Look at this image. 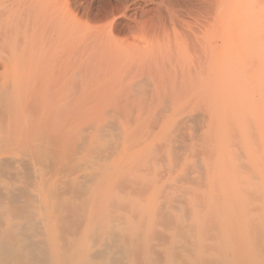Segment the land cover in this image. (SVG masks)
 <instances>
[{
	"label": "bare ground",
	"instance_id": "1",
	"mask_svg": "<svg viewBox=\"0 0 264 264\" xmlns=\"http://www.w3.org/2000/svg\"><path fill=\"white\" fill-rule=\"evenodd\" d=\"M242 112L264 113V0H0V264H264ZM176 142L233 183L183 199L189 166L155 168Z\"/></svg>",
	"mask_w": 264,
	"mask_h": 264
},
{
	"label": "rangeland",
	"instance_id": "2",
	"mask_svg": "<svg viewBox=\"0 0 264 264\" xmlns=\"http://www.w3.org/2000/svg\"><path fill=\"white\" fill-rule=\"evenodd\" d=\"M186 113H187V114H186ZM186 113H185V112L182 113L181 116H179L178 118H180V119L183 118L184 120H185V119H186V120L189 119V120H187V122H188V121L190 122V118H192V117H193V119H195L194 116H192L191 114H190V116H191L190 118H188V117L184 118L185 116H183V115H186V116L188 115V112H186ZM245 113H246V116H245V118H244L243 116H244ZM242 114H243V115H242V117H243V121H245V119L247 120V118H248V120L252 121V124H253L252 126L254 127V128H253V129H254L253 132L255 131V136H256L255 138H256V139H259V143H258V141L256 140V143H254V144L256 145V147H257L258 144H260V145H258V146H259V147H258V148H259L258 153H262L263 150H262L261 146H263L262 144H264V143L261 144V141H262L261 139L263 138V141H264V137H262L263 135H261V133H259V132L262 131V134L264 133V132H263V131H264V130H263V129H264V113H261V114L259 115L260 119H262V121L260 122V124L258 123V121H256L258 115H252V114L250 115L249 112H242ZM249 115H250V116H249ZM259 117H258L257 120H260ZM261 117H262V118H261ZM251 118H252V119H251ZM5 119H6V120L3 119L4 121H6L5 124H4V127H5V129H7V127H8V125H7V122H8V116L5 117ZM183 119L181 120L182 122L180 121V122L182 123V125L180 124V126H181V127H185V128L187 127V128H188V126H186V121H184ZM197 120H198L197 122L194 120L195 122L193 121V123H195V124L197 123L196 125H195V124H194V125L197 126V127H199V126H198V122L201 124V121H199V119H197ZM246 122H248V121H245L244 123H246ZM183 123H184V124H183ZM191 123H192V122H190L189 124H191ZM257 123H258V125H257ZM200 124H199V125H200ZM250 124H251V123H250ZM183 125H184V126H183ZM192 125H193V124H191V126H192ZM244 125H245V124H244ZM244 125H243L242 127L245 128L246 125H245V126H244ZM256 125H257V128H256ZM262 125H263V127H262ZM191 126H190V128H191ZM252 126H251V127H252ZM258 126H260V127H258ZM247 127H248V126H247ZM261 127H262V128H261ZM187 128L184 129V130H189V129H187ZM244 128H243V132H242V133H243V138H244V144H246V147H245V145H244V149H245V152H247L246 154H249V153L251 152V150H252V149L255 150L256 147H255L254 144H252V145L250 146L249 143H248V142H250V141H248V142L246 141V139H248L249 137L247 138V136H246V133H247V130H246V129H247V128H245V129H244ZM248 128H249V127H248ZM258 128H260V129L257 130ZM261 129H262V130H261ZM251 130H252V129H251ZM248 131H249V129H248ZM6 132H7V130H5L4 134H6ZM187 132H189V131H187ZM245 132H246V133H245ZM249 133H251V132L249 131ZM256 133H257V135H256ZM247 134H248V133H247ZM251 134H253V133H251ZM260 135H261V136H260ZM253 136H254V134H253ZM261 137H262V138H261ZM18 138H19V137H16V139H15L13 142H11V145H12V143H13V145H14V144L16 143V141L18 140ZM250 138H251V136H250ZM253 138H254V137H253ZM252 140H254V139H252ZM252 140H251V142H252ZM177 141H178V140H177ZM179 142H180V141H179ZM179 142H178V143L176 142V144H175L174 146H177V144H178V146H179V145L181 144V143H179ZM186 144H187V143H186ZM11 145H10V147H9L10 149H11L12 146H13V145H12V146H11ZM180 146L182 147V144H181ZM180 146L178 147V149L181 150V147H180ZM201 147H202V146H201ZM201 147H199V149H198L199 152H200V153H199V152H198V153H199L200 155L198 154V155H199V161H198L197 165H201V164H202V165H201V166H202V169H201L200 166H198V167H200V168L197 167V169H196V167H195L194 169H193V168H190V164H191L193 161H191V158H188V159L185 158L186 155H189V151H186V148H185L184 145H183V148H182V150H184V152H182V150H181V151H177L178 153H176V152H175V150H177L176 147H175V149H174V151H173V152H174L173 155H174V154H177V155H174V156L176 157V159H177L178 154H182V156H183V157H182L181 155H179L180 157H178V159H180V158L182 159V160L180 159L181 161H180V160H176V159L173 158V162H174V161H175V162L178 161V162H177V166L175 165V167H178L177 169L174 168V166H172V163H173V162L171 163V162H168L167 160H165L166 162L163 161V163L161 162L162 160L160 161V163H159V161H157L156 163H157L158 165H156V163H155V168H157L158 170H160V171H162V170H166V171H162V172H161L162 175H161V177H160V180H162V181H166V180H168L170 177L174 178V177H176V176L182 175V173L184 172L183 169L185 168V166L188 165L190 170H188L187 172L190 173V172L193 171L194 173L192 172V174H190V175H188V174L186 173V175H188V176H186V177L190 178L189 181L192 179L194 182H193L192 180H191L190 182H192V184H193V183H195V181L198 179V177H201V176H199V174L197 173V170H198V169H201V171L203 170L202 172H203L204 174H203L202 177H201L202 179L199 178V179H201V181L204 179V180H203V187L201 188V190H197V189H200V188L198 187V186H200V185L195 184V185H197V186L194 185V186H195V187H194V186H193L188 180H187V181L184 180L185 177H184V179H181V181L178 182V183H179V185H178L179 187H181V186H182L183 188H184V187H185V188L187 187L186 189L189 190V194H188V195H185L183 199H186V198H187V199H189V200H192V198H193V196H194L195 193L204 194V193L206 192L205 194H208V193L210 192V190H211L210 185H211V182H212L213 180L216 182V183L214 182V183H215V187H218V186L221 185L222 183H225V184H227V185H228V184L230 185L231 183H233V180L231 179V176H232V175H229L228 173H224V174L221 173V175H220V177L218 178V180H217V179H216V180L214 179V178L216 177L215 175H217V173H218L217 171L219 170V168H218V167H219V164H218V163H215L214 161H208V158H206V160H205L204 157H206V156H205L204 152H202V151H204L203 148H202V150H200ZM251 147H252V149H251ZM184 148H185V149H184ZM246 149H247V150H246ZM263 149H264V147H263ZM254 150H253V151H254ZM8 151H9V150H8ZM181 152H182V153H181ZM202 153H203L204 156H202ZM174 156H173V157H174ZM185 159H187V162H185ZM175 162H174L173 164H176ZM208 162L211 164V167H209V168H210V171H208V167H207V171H206V166H207V165H208V166L210 165ZM178 163H179V164H178ZM181 163H182V164H181ZM149 164H150V166L152 167V164H151V163H149ZM192 164H193V163H192ZM213 164H214V165H213ZM197 165H196V166H197ZM150 166H148V167L151 168ZM158 166H159V167H158ZM162 166H163V167H162ZM170 166L173 167V169H172V171H171V172H173V173H169V172L167 171V170H168V167H170ZM215 168H216V171H215ZM174 170H175V171H174ZM195 171H196V173H195ZM214 171H215V172H214ZM164 172H165V173H164ZM198 172H199V173H202V172H200V171H198ZM214 173H215V174H214ZM163 174H165L164 177H162ZM257 174H258V175H257ZM257 174H255V175L253 174L252 177H254V178H251V177L249 178V177H247V178L249 179V181H248L247 178L243 179L242 182H243V184H245V186L243 185V187L245 188V190L250 191L252 188H248V187H250V183H251V185H253V186L256 188V189H253V190H256V191L259 192V193H264V190H263V188H264V177H263L264 175H263V174H264V173L262 174V172H257ZM148 175H149V174H148ZM200 175H201V174H200ZM262 175H263V176H262ZM143 176H144V175H143ZM144 177H145L146 179L149 178V176H147V175L144 176ZM144 177H143V178H144ZM194 177L196 178V180L193 179ZM255 177H257V178L255 179ZM220 179H221V180H220ZM258 179H259V180H258ZM183 180H184V182H183ZM222 180H223L224 182L221 183ZM261 181H262V182H261ZM185 182H186V184H185ZM187 182H188L189 185L187 184ZM217 182H218V183H217ZM178 183H177V184H178ZM182 183H184V185H182ZM196 183H199V184H200V181H197ZM180 184H181V185H180ZM190 184H191V185H190ZM201 185H202V183H201ZM204 186H205V187H204ZM258 186H259V187H258ZM182 187H181V188H182ZM196 187H198V188H196ZM181 188H179L180 191H179V190H176V192H177L176 197L179 196V199H181V198L183 197L182 195H184L183 193L181 194ZM183 188H182V189H183ZM185 188H184V189H185ZM168 189H169V190H168ZM168 189H165L164 194H171V193H172V190H171L172 188H168ZM177 189H178V188H177ZM151 191H152V189L150 190V192H151ZM169 191H170V192H169ZM178 191H179V193H178ZM183 191H184V190H182V192H183ZM195 191H196V192H195ZM203 191H204V192H203ZM202 192H203V193H202ZM250 192H251V191H250ZM190 193H191V194H190ZM180 194H181V195H180ZM260 195H261V194H260ZM118 196H120V195H118ZM180 196H182V197L180 198ZM137 197H138V196H137ZM137 197H134V199H138ZM177 198H178V197H177ZM183 199H182V200H183ZM263 262H264V259H263Z\"/></svg>",
	"mask_w": 264,
	"mask_h": 264
}]
</instances>
